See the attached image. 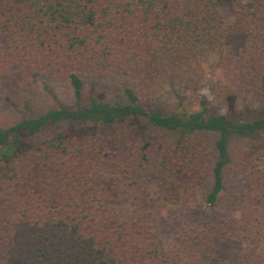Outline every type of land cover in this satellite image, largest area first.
Wrapping results in <instances>:
<instances>
[{
  "label": "trees",
  "instance_id": "1",
  "mask_svg": "<svg viewBox=\"0 0 264 264\" xmlns=\"http://www.w3.org/2000/svg\"><path fill=\"white\" fill-rule=\"evenodd\" d=\"M14 73L68 100L0 125V264H264V0H0Z\"/></svg>",
  "mask_w": 264,
  "mask_h": 264
},
{
  "label": "rangeland",
  "instance_id": "2",
  "mask_svg": "<svg viewBox=\"0 0 264 264\" xmlns=\"http://www.w3.org/2000/svg\"><path fill=\"white\" fill-rule=\"evenodd\" d=\"M224 12L225 16L229 17L230 11L225 9ZM86 90L88 93V88ZM198 93L206 95L207 91L205 88H202ZM66 95L65 89L56 88L55 96L52 97L45 92L40 81L32 80L22 73H14L0 84V125L13 120L17 112L18 114L36 115L48 108L55 107L57 102L64 103L68 100L65 99ZM211 101L212 108L217 111L224 106V104L217 100ZM174 107L172 103L163 106V108L170 110H173ZM242 143V141L235 142L236 145ZM229 199H225L227 200L226 205ZM196 203L200 204V208L196 210H192L189 206L174 209L168 204L156 203L154 205L155 227L165 245L171 244L174 231L181 223L185 221L214 220L225 209V204L223 205L222 203L218 204L215 208H207L202 204L199 195L196 196ZM259 247L264 252V234ZM238 250L235 247L226 246L225 249L221 250L219 259L225 258L230 264H237L235 252Z\"/></svg>",
  "mask_w": 264,
  "mask_h": 264
},
{
  "label": "clouds",
  "instance_id": "3",
  "mask_svg": "<svg viewBox=\"0 0 264 264\" xmlns=\"http://www.w3.org/2000/svg\"><path fill=\"white\" fill-rule=\"evenodd\" d=\"M215 59H216L215 56H209L207 63L202 65V67L204 68L206 76L210 75V70L208 68V64L213 63L215 61ZM216 72H217V75H218L219 74V70L217 69Z\"/></svg>",
  "mask_w": 264,
  "mask_h": 264
}]
</instances>
